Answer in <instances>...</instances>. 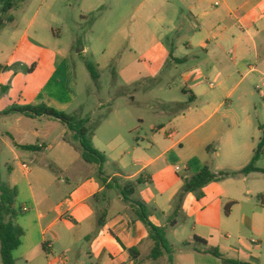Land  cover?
I'll use <instances>...</instances> for the list:
<instances>
[{"label":"crops","instance_id":"obj_1","mask_svg":"<svg viewBox=\"0 0 264 264\" xmlns=\"http://www.w3.org/2000/svg\"><path fill=\"white\" fill-rule=\"evenodd\" d=\"M21 1L8 12L3 7L0 16V179L6 168V184L18 190L16 222L25 232L15 264H51L60 255H67V264H225L208 253L214 249L230 260L264 264V206L257 201L264 193L263 172L211 182L200 200L189 193L177 209L187 179L204 167L242 171L263 138L264 0H180V27L167 16L166 0H144L139 19L120 16L117 35L137 42L134 54L155 57L144 58L150 67L161 59L162 71L174 69L167 85L175 98L156 97L150 71L143 76L135 65L122 67L123 73L133 72L128 83L145 78L152 91L139 100V85L135 96H122L131 103L122 107L110 98L99 105L107 114L93 144L105 155L102 173L114 185L110 190L99 180L98 167L84 161L67 126L45 116L5 114L13 106L46 105L85 119L67 51L74 7L65 0ZM123 1L86 0L85 7L89 14L105 9L116 15ZM126 1L132 10L135 2ZM83 8L81 19L87 15ZM106 47L95 53L104 54ZM156 114L167 122L147 123ZM140 127L152 138H133ZM256 168L264 170V155ZM141 176L146 184L134 198L149 209L150 222L163 229L171 248L157 260L156 241L115 182Z\"/></svg>","mask_w":264,"mask_h":264},{"label":"rangeland","instance_id":"obj_2","mask_svg":"<svg viewBox=\"0 0 264 264\" xmlns=\"http://www.w3.org/2000/svg\"><path fill=\"white\" fill-rule=\"evenodd\" d=\"M133 1L135 3L133 4L134 7L132 10L128 6L130 1L124 0L123 5L116 10L117 13L115 15L113 12H106L105 9L89 14L85 7L86 0H65L66 5L74 7L76 17V26L73 27L74 31H69L67 39V43H69L67 51L73 63V85L75 93L78 96V102L86 105L84 110L85 115L82 118H85L83 119L84 121H89L90 125L100 120L102 118L101 116L107 114V107L99 108L100 103H107L110 98H114L123 107L126 104L125 101L131 103L132 100H123L122 96H127L128 94L135 96V91L139 85H142L138 89L140 94H138L137 98L139 100H144L147 93H151L152 88L144 84L146 81L144 80L145 78H140L136 83H128L127 80L132 76L133 72L130 70L123 73L122 67L126 68L130 65H135L139 67L140 73L143 76H147L148 71H150L151 74L155 75L156 79V97L175 98L174 92H170L167 85L169 76L175 73L174 69L162 71V65L164 63L161 59L155 61L153 66L150 67V64L144 62V58L147 60H155V57L134 54L132 46H135L137 42L128 36L117 35L116 30L122 26L119 19L121 15L125 18L139 19V16L144 12V7L142 8L144 0ZM16 2L19 6L22 3L21 0H16ZM108 2L112 3V0H108ZM166 2L170 4V9L169 11L167 10V16L173 17L176 20V25L180 27L181 24L183 25V3L180 0H166ZM82 6L84 7L85 14H87L84 19L79 17L82 15ZM129 12L131 14L130 17H128ZM3 15V6L0 4V16ZM173 38L174 35L171 36V39ZM107 42H109L108 45ZM105 46L107 47L104 54L95 53L99 47L105 48ZM84 48H89V53L79 54ZM140 60H142L141 64L139 62ZM144 63L147 64V68H145ZM89 64L92 65L94 71L98 74V80L94 79L88 68ZM159 86L164 87V90L158 88ZM165 92H167L166 95ZM138 113L142 114V112ZM87 117H92L93 120L86 119ZM166 120L156 114L151 115L147 123L156 122L158 124L159 122H167ZM146 133H148L149 138H152V132L147 131L145 127H140L133 131V138L138 136L146 138ZM1 173L2 182L6 183L8 170L2 168ZM178 220L180 221L177 218L176 221ZM17 264L26 263L25 261H21Z\"/></svg>","mask_w":264,"mask_h":264},{"label":"trees","instance_id":"obj_3","mask_svg":"<svg viewBox=\"0 0 264 264\" xmlns=\"http://www.w3.org/2000/svg\"><path fill=\"white\" fill-rule=\"evenodd\" d=\"M16 0H0V4L3 5L4 10L8 12L15 6ZM94 79L98 80L99 76L94 71L92 65H88ZM3 67L0 66V73ZM7 88L3 87L2 92H6ZM6 115L10 114H23L29 118L49 117L53 120L59 121L63 125L67 126L69 131L74 134V142L77 144V149L81 153L82 158L88 164L98 167L99 180L106 186V190L113 188L112 185L106 184V179L103 178L102 167L106 162L105 155L98 151L94 144L93 139L97 128L100 124V120L90 125L89 121L78 120L70 115L62 112H58L46 105H27V106H13L11 109L5 112ZM263 138L261 139L257 149L254 152V157L249 166L244 168L240 172H220L214 173L209 167H204L196 176L185 181V185L179 195L177 196V209L180 208L184 197L189 193H195L200 200L203 196L202 190L205 186L211 182H219L223 179L236 176V175H249L252 172H263L256 168L257 162L264 155V128ZM16 147L26 151L36 150L32 146H20L15 144ZM118 189L121 192L123 200L128 203L132 209L136 218L141 221L150 231V236L156 241V247L153 250L152 258L154 260L163 256L164 252L171 253V248L164 238L163 229L154 226L149 218L150 211L143 205L138 199L134 198L137 193L138 186L146 184L144 177H139L135 182H126L123 185L119 184ZM18 190L12 188L6 183L0 180V264H15L16 259L14 257L15 251L21 246L22 238L25 235L24 230L17 224L16 220L19 216L17 209ZM98 196L94 197V202L97 203ZM257 201L260 205L264 206V193L257 197ZM106 213L103 211L99 225H105ZM197 242L203 243L204 241L196 239ZM185 247H189V244H185ZM208 253L222 259L225 264H244L239 261L230 260L224 257L219 250L214 249L208 251Z\"/></svg>","mask_w":264,"mask_h":264},{"label":"built area","instance_id":"obj_4","mask_svg":"<svg viewBox=\"0 0 264 264\" xmlns=\"http://www.w3.org/2000/svg\"><path fill=\"white\" fill-rule=\"evenodd\" d=\"M254 243L256 242L254 241ZM67 263H68L67 255H60V256L53 257L51 259V264H67Z\"/></svg>","mask_w":264,"mask_h":264}]
</instances>
